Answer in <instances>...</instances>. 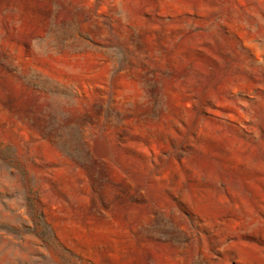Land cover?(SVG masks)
<instances>
[{"label":"rangeland","instance_id":"374dc122","mask_svg":"<svg viewBox=\"0 0 264 264\" xmlns=\"http://www.w3.org/2000/svg\"><path fill=\"white\" fill-rule=\"evenodd\" d=\"M0 264H264V0H0Z\"/></svg>","mask_w":264,"mask_h":264}]
</instances>
